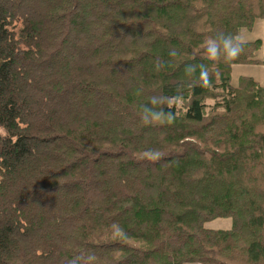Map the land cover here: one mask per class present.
<instances>
[{
  "label": "trees",
  "instance_id": "obj_1",
  "mask_svg": "<svg viewBox=\"0 0 264 264\" xmlns=\"http://www.w3.org/2000/svg\"><path fill=\"white\" fill-rule=\"evenodd\" d=\"M258 19L264 0H0V264H264V86L231 81L262 41L205 50ZM152 96L170 122L142 123Z\"/></svg>",
  "mask_w": 264,
  "mask_h": 264
},
{
  "label": "clouds",
  "instance_id": "obj_2",
  "mask_svg": "<svg viewBox=\"0 0 264 264\" xmlns=\"http://www.w3.org/2000/svg\"><path fill=\"white\" fill-rule=\"evenodd\" d=\"M244 41L239 38H234L230 34L225 33H217L213 38L209 40L206 45V51L211 58H218L221 55L223 58L227 60H233L237 58L243 48ZM169 55H176L175 50L169 52ZM200 68V86H204L208 82V69L203 65H199ZM185 71L187 73H193L196 71L195 65H186ZM193 86H196L195 82H193ZM162 103V99L157 96H152L149 98L148 105L141 106V115L140 119L144 125L152 124L153 122L165 123L170 122L173 119V113L171 111L165 113L161 108L160 110H156L154 107H150L149 105L155 106L157 104ZM167 116V121H165L164 117ZM153 159L159 158V153H155L152 157ZM119 231V228H117ZM91 254L88 257V260L91 261ZM81 260V257L77 256L73 260L69 262V264H78Z\"/></svg>",
  "mask_w": 264,
  "mask_h": 264
},
{
  "label": "rangeland",
  "instance_id": "obj_3",
  "mask_svg": "<svg viewBox=\"0 0 264 264\" xmlns=\"http://www.w3.org/2000/svg\"><path fill=\"white\" fill-rule=\"evenodd\" d=\"M238 36H239V39H248L250 37H253V31L252 33H249V31L244 29L240 31ZM249 72L254 74L258 80L261 79L260 81L264 82L262 69H259L253 66L252 67L236 66L233 69V73L231 77L232 83L234 85L237 83L239 74H247ZM4 134H5L4 130L0 128V135H4ZM230 226H231V221L228 218L227 219L218 218V219L212 220L205 224V227L210 228V229H229Z\"/></svg>",
  "mask_w": 264,
  "mask_h": 264
},
{
  "label": "crops",
  "instance_id": "obj_4",
  "mask_svg": "<svg viewBox=\"0 0 264 264\" xmlns=\"http://www.w3.org/2000/svg\"><path fill=\"white\" fill-rule=\"evenodd\" d=\"M253 31V37H250L248 39H242L244 41L246 40H254V39H261L262 41V48L261 50L258 52V59H262L264 57V19H259V20H256L251 31H249V33H252ZM236 66H249V67H256V68H259V69H262L263 71V78H264V66L263 65H234L232 67V70H231V77H232V73H233V69L234 67ZM241 76H248V77H252L253 79H255L260 85L264 86V82L260 81L257 79V77L252 74L251 72L247 73V74H239L238 76V79L239 77ZM259 78V77H258Z\"/></svg>",
  "mask_w": 264,
  "mask_h": 264
}]
</instances>
